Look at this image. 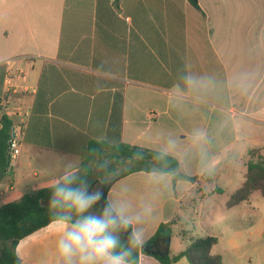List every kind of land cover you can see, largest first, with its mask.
I'll return each instance as SVG.
<instances>
[{
	"label": "crops",
	"instance_id": "obj_1",
	"mask_svg": "<svg viewBox=\"0 0 264 264\" xmlns=\"http://www.w3.org/2000/svg\"><path fill=\"white\" fill-rule=\"evenodd\" d=\"M198 2L200 10L188 0H0V96L7 101L0 106V120L7 115L13 121L21 149L0 183V205L47 188L55 177L44 169L57 165L58 172L59 164L72 160L79 166L89 143L104 136L151 150L162 132L186 140L194 127L207 128L218 114H231L236 145L264 140V80L248 100L232 88L234 74L251 66V53L261 51L257 63L264 65V38L257 37L264 30V0ZM100 63L118 69L119 79L98 91L95 81L108 75L98 70ZM189 67L222 76L228 103L174 99L181 69ZM8 73L17 77L6 94ZM220 146L232 145L221 139ZM241 176L235 184L226 182L231 189L215 185L211 219L243 204L227 207ZM142 177V171L134 172L119 182L133 183L139 197ZM190 205L175 210L162 205L147 240L160 224L176 219L171 254L184 251L189 238L178 227ZM238 218L227 227L219 222L218 232L207 229V235L218 237L212 253L223 264H242L233 257L240 249ZM222 231L230 235L224 252L218 250ZM57 237L58 227L51 223L22 239L17 254L23 264H55ZM179 237L188 243L175 244ZM139 264L162 263L143 255ZM171 264L190 263L183 257Z\"/></svg>",
	"mask_w": 264,
	"mask_h": 264
},
{
	"label": "clouds",
	"instance_id": "obj_2",
	"mask_svg": "<svg viewBox=\"0 0 264 264\" xmlns=\"http://www.w3.org/2000/svg\"><path fill=\"white\" fill-rule=\"evenodd\" d=\"M257 37L264 38V30ZM261 54L251 53V66L232 78V88L244 100L260 92L264 65L257 60ZM97 68L108 73L95 81L98 91L109 81L119 79L118 69L106 68L103 63ZM227 88L228 82L215 70L189 67L181 69L180 91L171 95L176 100L200 105L213 101L227 104ZM235 119L231 114H218L209 127H194L186 140L171 131L160 133L159 143L150 150V162L140 169L144 194L139 197L134 195L135 185L120 183L119 177L146 161L144 147L138 146L118 161L97 150L93 173L101 185H117L114 192H108L99 210H95L96 205L104 199V192L100 187L91 189L87 171L74 160L59 164L58 172L57 165L44 169L55 177L46 186L50 189V221L58 227L55 264H136V254L160 218L162 205L175 210L178 205L187 206L194 201L198 209L214 192L216 178L240 164L237 141L232 135ZM221 139L232 147L222 150ZM100 143L111 148L116 141L104 136ZM124 233H128L126 241L122 240ZM17 261L23 264L19 256Z\"/></svg>",
	"mask_w": 264,
	"mask_h": 264
},
{
	"label": "trees",
	"instance_id": "obj_3",
	"mask_svg": "<svg viewBox=\"0 0 264 264\" xmlns=\"http://www.w3.org/2000/svg\"><path fill=\"white\" fill-rule=\"evenodd\" d=\"M197 10H200L198 0H188ZM0 128V183L10 169L9 141L12 138L13 121L7 116L1 117ZM138 146L116 143L109 148L100 141H91L87 148V155L80 163L79 168L86 170L88 183L91 189L102 188L104 199L97 205L99 210L105 203L110 185H101L92 168L97 159V150H101L108 158L118 161L129 156ZM146 150V161L136 165V168L119 177V180L140 169L150 162V149ZM257 160H249L243 176V182L227 202V207L232 208L242 202L248 201L253 192L259 191L264 196V156L260 149L252 151ZM83 174V173H82ZM50 189L41 188L24 194L20 199L0 205V264H18L17 246L19 242L32 233L48 226L52 222L48 212ZM177 221L171 220L160 224L155 234L146 241L142 250L136 254V264L141 256H150L162 264H171L180 258H187L190 264H223L219 255L212 253L213 247L218 243V238L211 235L203 237H190L184 251L176 256L171 254V242L174 235V226ZM128 233L122 235V240H127Z\"/></svg>",
	"mask_w": 264,
	"mask_h": 264
},
{
	"label": "rangeland",
	"instance_id": "obj_4",
	"mask_svg": "<svg viewBox=\"0 0 264 264\" xmlns=\"http://www.w3.org/2000/svg\"><path fill=\"white\" fill-rule=\"evenodd\" d=\"M263 146L264 140L256 143L239 142L235 147L240 154V164L236 168L225 171L221 177L218 176L213 182L214 187L218 184L222 189L233 188L231 185H225L226 182L235 184L237 179L241 180V175L245 173L248 161L251 159L257 160L256 155L252 156V151L260 149L261 154L264 156ZM211 200L212 198H208L198 209H196L195 202L189 203L188 205H191L188 209L186 208L182 212L185 220L180 224L178 230L186 235L187 238H190L191 235L203 237L207 235L208 228H213L215 232H218L217 225L219 222L222 223V226L227 227L233 219L239 217L236 224L240 230V235L237 239L240 249L237 251V256H233L235 261L237 259L242 264H264V196L259 191H255L249 200L243 202L237 210H224V212L218 213L212 219L208 212V205ZM197 211L199 212L198 216ZM222 237L218 250L224 252L229 248L227 241L230 239V235L224 232ZM187 243V240L184 241L180 237L175 239V244Z\"/></svg>",
	"mask_w": 264,
	"mask_h": 264
},
{
	"label": "built area",
	"instance_id": "obj_5",
	"mask_svg": "<svg viewBox=\"0 0 264 264\" xmlns=\"http://www.w3.org/2000/svg\"><path fill=\"white\" fill-rule=\"evenodd\" d=\"M17 77L14 73H8L5 77V88L6 94L10 92L13 88H15L14 80ZM6 99L3 96H0V106L5 107ZM21 152L20 143L17 139L16 131L13 127L12 129V138L9 141V158L10 164L19 156Z\"/></svg>",
	"mask_w": 264,
	"mask_h": 264
}]
</instances>
